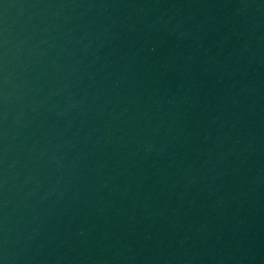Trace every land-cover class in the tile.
<instances>
[{
  "label": "water",
  "instance_id": "water-1",
  "mask_svg": "<svg viewBox=\"0 0 264 264\" xmlns=\"http://www.w3.org/2000/svg\"><path fill=\"white\" fill-rule=\"evenodd\" d=\"M0 264H264V0H0Z\"/></svg>",
  "mask_w": 264,
  "mask_h": 264
}]
</instances>
